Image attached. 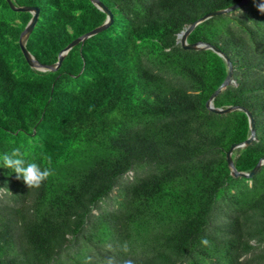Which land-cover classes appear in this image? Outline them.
I'll return each mask as SVG.
<instances>
[{
  "label": "trees",
  "instance_id": "16d2710c",
  "mask_svg": "<svg viewBox=\"0 0 264 264\" xmlns=\"http://www.w3.org/2000/svg\"><path fill=\"white\" fill-rule=\"evenodd\" d=\"M99 1L111 22L46 70L19 44L32 14L0 0V152L22 145L50 168L38 188L0 168V264H264V163L235 177L226 157L250 138L248 116L207 108L227 63L177 38L243 0ZM10 2L38 9L24 47L44 66L107 18L91 0ZM258 3L187 37L232 63L213 106L254 119V139L232 153L245 173L264 159Z\"/></svg>",
  "mask_w": 264,
  "mask_h": 264
},
{
  "label": "water",
  "instance_id": "95a60500",
  "mask_svg": "<svg viewBox=\"0 0 264 264\" xmlns=\"http://www.w3.org/2000/svg\"><path fill=\"white\" fill-rule=\"evenodd\" d=\"M6 1H8V4L11 7L12 10L30 12L32 14V17H31L30 21L28 22V24L26 25V27L24 28V30L22 31V33L20 35L19 44H20L22 53H23L27 63L31 67H34V68H37V69H46V70L56 69L59 66V64H60V61H61L63 55L65 54V52L69 48H71L73 45L79 43L80 41H83L87 37H89V36L99 32V31H101L103 28H105L111 22V14L107 10V8L99 0H91L101 11H103L107 15L105 23L102 26L92 30L91 32H89V33L77 38L71 44H69L59 54L58 62L56 64H54L52 66H44V65L39 64L31 56V54L26 50V48L24 47V42H25L26 38L28 37L30 31L32 30V27H33L34 22L36 20L38 9L34 8V7H20V8H17L10 2V0H6ZM249 1L250 0H243V1L233 5L231 7H229L228 9L210 13L208 16H205L202 19H200L197 22H195L194 24L189 25L185 30H183L181 33H179L177 35V38H178V42L181 44V46L184 49H190V50L212 49L214 52L218 53L226 61L227 66H228L227 77H226L225 81L222 83V85L216 90V92L207 101L206 106H207L208 109H210L211 111L216 112V113H228V112H232L234 110H240V111L245 112L246 115L248 116L249 125H250V131H251L250 138L247 141H245L244 143H242V144L232 146L230 151L227 153L226 157H227L228 166L231 169L233 176H235V177H244V178H249L250 179L260 170L261 166L264 163V159H262L260 161V163L250 173L238 172L236 170L235 166H234V161L232 159V153H233V151L235 149H238L240 147H246L247 145H249L251 143V141L255 137V122H254V119H253L251 113L248 110H246L245 108H243V107H229V108H226V109H217V108H214V106H213V100L217 97V95H219L225 88H227L228 86H230V85H232L234 83L232 63H231V61L229 60V58L225 54H223L220 50L216 49L213 46H210V45H207V44L201 43V42L196 43V44H188L187 43V37L189 36V34L193 31V29L199 23L203 22L204 20H206L210 16H213V15H216V14H220V13H227L229 11H232V10L236 9V8H239V7H241L242 5L246 4Z\"/></svg>",
  "mask_w": 264,
  "mask_h": 264
},
{
  "label": "clouds",
  "instance_id": "9594fccd",
  "mask_svg": "<svg viewBox=\"0 0 264 264\" xmlns=\"http://www.w3.org/2000/svg\"><path fill=\"white\" fill-rule=\"evenodd\" d=\"M257 10L264 13V0H259ZM47 159L42 156L41 163L38 164L29 159L28 153L21 145L0 152V168L9 170L15 179L22 181L27 188H38L50 176V168L44 166Z\"/></svg>",
  "mask_w": 264,
  "mask_h": 264
}]
</instances>
